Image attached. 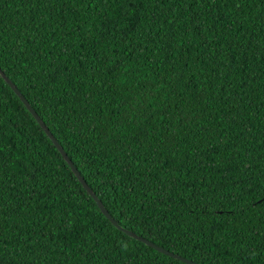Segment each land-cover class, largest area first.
<instances>
[{
	"label": "trees",
	"instance_id": "16d2710c",
	"mask_svg": "<svg viewBox=\"0 0 264 264\" xmlns=\"http://www.w3.org/2000/svg\"><path fill=\"white\" fill-rule=\"evenodd\" d=\"M0 67L121 225L264 264V0H0ZM0 264H188L112 223L1 74Z\"/></svg>",
	"mask_w": 264,
	"mask_h": 264
},
{
	"label": "water",
	"instance_id": "95a60500",
	"mask_svg": "<svg viewBox=\"0 0 264 264\" xmlns=\"http://www.w3.org/2000/svg\"><path fill=\"white\" fill-rule=\"evenodd\" d=\"M0 74L7 80V82L12 86V88L15 90V92L21 97V99L23 100V102L26 104V106L28 107V109L33 113V115L37 118V120L39 121V123L41 124V126L46 130V132L48 133V135L51 137L52 141L54 142V144L59 148V150L61 151L62 155L65 157V159L67 160V162L70 164V166L72 167V170L74 171V173L77 175V177L79 178V180L81 181V183L83 184V186L85 187V189L93 196V198L96 200L98 206L100 207V209L103 211V213L112 221V223L120 230H122L123 232L129 234L130 236L134 237L135 239L144 242L145 244L154 247L155 249L168 254L170 256H173L175 258H178L188 264H200L198 262H195L189 258L183 257L177 253H174L168 249H166L165 247H162L156 243H154L153 241L138 235L137 233L129 230L128 228L124 227L123 225H121L113 216L112 214L109 212V210L106 208V206L104 205L103 201L99 198V196L94 192V190L89 186V184L87 183V181L85 180V178L83 177V175L81 174V172L79 171V169L77 168V166L74 164V162L72 161V159L69 157V155L67 154V152L65 151V149L63 148V146L59 143V141L57 140V138L53 135V133L51 132V130L49 129V127H47V125L45 124V122L41 119V117L39 116V114L37 113V111L34 109V107L30 104V102L28 101V99L23 95V93L19 90V88L13 83V81L5 74V72L1 69L0 67Z\"/></svg>",
	"mask_w": 264,
	"mask_h": 264
}]
</instances>
